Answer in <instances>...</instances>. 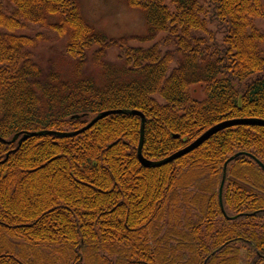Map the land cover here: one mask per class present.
Returning a JSON list of instances; mask_svg holds the SVG:
<instances>
[{"label":"trees","instance_id":"16d2710c","mask_svg":"<svg viewBox=\"0 0 264 264\" xmlns=\"http://www.w3.org/2000/svg\"><path fill=\"white\" fill-rule=\"evenodd\" d=\"M7 1L0 264H241L242 253L263 264L264 127L227 128L163 166L138 160L141 142V155L157 162L219 123L264 121V33L254 24L262 0H122L147 30L119 39L88 24L76 0ZM28 25L65 45L71 76L34 62L49 39L17 34ZM161 34L172 50L129 46ZM110 48L118 71L104 61ZM89 53L100 79L84 73ZM107 111L123 113L73 135Z\"/></svg>","mask_w":264,"mask_h":264},{"label":"rangeland","instance_id":"374dc122","mask_svg":"<svg viewBox=\"0 0 264 264\" xmlns=\"http://www.w3.org/2000/svg\"><path fill=\"white\" fill-rule=\"evenodd\" d=\"M79 4L80 12L83 19L95 28L97 32L104 34L108 39H119L122 37H144L146 36V25L143 19V15L138 10H130L127 8L122 0H76ZM264 3V0H262ZM2 7L9 12L11 5L7 0H0ZM255 26L264 33V19L256 18L254 20ZM208 29L213 33L215 41L219 42L222 35L218 32L217 27L208 26ZM18 35L35 36L36 34H43L47 39L46 42H42L39 46L32 51L34 55V62L38 64L42 69L54 66L56 70L63 72L67 76H71L72 63L65 56V45L58 41L54 35L46 30H43L36 26L28 25L22 32H17ZM163 35H159L155 40L150 42H137L131 40L129 46L133 48L147 49L152 46L158 45L159 49L164 53L172 47H166L161 44ZM97 48L93 47L92 51ZM264 53V45L262 46ZM118 50L115 48L108 49L105 52L104 61L111 65L112 70H120L123 65L122 61L117 59ZM173 66L171 67V69ZM169 71V74L171 72ZM84 73L87 76H93L98 79L103 73L97 65L93 63L91 53L87 55V60L84 66ZM196 96L201 98L200 88L195 86ZM159 103L163 101L156 97ZM241 264H247V259L244 253L241 255ZM264 264V263H263Z\"/></svg>","mask_w":264,"mask_h":264},{"label":"water","instance_id":"95a60500","mask_svg":"<svg viewBox=\"0 0 264 264\" xmlns=\"http://www.w3.org/2000/svg\"><path fill=\"white\" fill-rule=\"evenodd\" d=\"M123 113V111H107V112H103L99 115H97L86 127H84L83 129H81L80 131H77L75 133H73V135H78L81 132L89 129L95 122H97L98 120L105 118L109 115H113V114H121ZM131 115H135L141 118L142 122L144 121V117L143 115L138 112V111H132L130 113ZM235 126H261L264 127V121L263 120H258V119H239V120H233V121H227V122H222L219 123L213 127H211L210 129H208L207 131H205L202 135H200L195 141L191 142L189 145H187L186 147H184L183 149L173 153L172 155H170L169 157L157 161V162H151L147 159H145L142 155H141V150H142V142L140 143L139 149H138V160L141 163V165L143 167H151V166H163L166 164H169L181 157H184L185 155L191 153L192 151L196 150L198 147H200L202 144H204L211 136L215 135L216 133L223 131L227 128H231V127H235ZM33 134L30 135H24L22 137V139L19 141V143L22 140H25L28 136H32ZM18 139V136H15L11 142H15ZM258 164L262 167V169L264 170V167L258 162ZM225 171V169H224ZM223 184H224V177L221 181L220 187H219V202H220V206L222 209V204H221V198H222V189H223Z\"/></svg>","mask_w":264,"mask_h":264}]
</instances>
